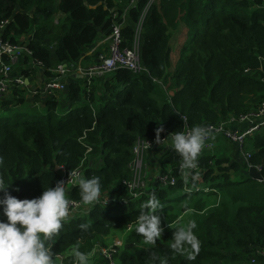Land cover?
<instances>
[{
	"label": "trees",
	"instance_id": "obj_1",
	"mask_svg": "<svg viewBox=\"0 0 264 264\" xmlns=\"http://www.w3.org/2000/svg\"><path fill=\"white\" fill-rule=\"evenodd\" d=\"M148 2L139 0L129 12L124 30L129 43ZM129 4V0H0V23L9 21L3 39L27 46L31 59L51 78L59 65L96 62L98 56L90 51L102 32L111 31L110 10L123 11ZM59 14L64 18L55 22ZM261 58V1L155 0L140 42L141 64L148 72L118 70L95 79L88 88L71 78L66 92L45 101L19 87L11 97H0V174L12 183L9 194L21 200L37 198L63 181L64 174L80 168L85 177H101V196L114 202L92 205L88 216L68 219L52 248L58 256L68 255L67 264L73 262L69 254L77 243L86 253L97 246L108 249L117 230L125 242L114 254L118 264H264V183L249 176L240 157L218 154L226 139L221 137L215 150L199 160L200 173L186 177L172 147L156 158L149 155V167L157 170L154 177L173 175L174 186H163L154 178L140 198L131 200L125 184L133 180V148L139 139L153 140L161 129L185 132L187 126L219 124L257 111L264 103ZM28 100H33L32 107ZM246 148L264 178V128ZM152 194L163 204L164 230L155 245H145L135 226L142 203ZM70 199L80 202L78 186ZM0 219H5L2 208ZM190 221H195L200 241L194 260L170 247L175 229ZM83 223L89 225L87 231L80 228ZM92 264L110 260L99 254Z\"/></svg>",
	"mask_w": 264,
	"mask_h": 264
},
{
	"label": "built area",
	"instance_id": "obj_2",
	"mask_svg": "<svg viewBox=\"0 0 264 264\" xmlns=\"http://www.w3.org/2000/svg\"><path fill=\"white\" fill-rule=\"evenodd\" d=\"M154 1L155 0H149L146 7L144 8L136 25L132 43L128 42L127 38L125 37L124 30L127 27L129 12L131 9L138 5L139 0H129V6L123 11L119 10L118 7L110 10L112 20L111 31L108 35H106V39L103 42L104 44H106V48L100 50L101 45L97 44L90 51L91 55L98 56L96 62L86 66L81 62L76 67L59 65L55 70H53V77L46 78L44 75V83L39 86L31 85V88H29L27 85L30 79L23 76H14L13 68L14 65L18 63L19 57L22 52H27L30 56L32 55V53L27 49V46H15L9 41H5L3 39L4 30L9 24V21H2V23H0V97L7 95L15 87H19L23 89H29L28 91L34 97L44 96L45 98H47L59 93L66 92L68 79L70 80L71 78L82 81L85 84V87L88 88L92 86L95 79L104 78L107 75L114 74L118 70H128L134 74H139L146 71V69L142 66L140 60V42L143 34L145 19ZM257 1H261L264 4V0ZM60 17L62 16L59 14L56 17L55 22H58ZM261 61L264 62V58H261ZM36 64L39 65V67H42L44 70V67L41 63L36 62ZM184 121L185 123H187L186 118H184ZM203 127L209 129L210 135L205 141V147L202 149L197 158V166L191 170L181 169V167L179 166L183 171L184 177H186L188 173H200L199 160L206 154L215 150L217 145L215 137H222L230 142L235 147V149L240 152V159L242 160V162L245 163L249 169L255 167L261 174L262 168L260 166H254L252 164V153L247 150L246 146L248 141L252 140L258 134H260L261 130L264 128V103L255 112H250L248 114L240 116H232L219 124L206 125ZM189 130L190 128L187 126L185 133H187ZM171 134L172 133L161 129L159 130V140L157 142V137L153 140L139 139L137 141L136 145L133 148L135 160L131 164V169L133 171V180L129 183L125 182V184L131 190V200L140 198L146 191L147 176L146 171H144L147 169V164L145 163L146 157H149V155L153 157V152L156 150L159 151L158 149H161L164 152L165 148H167L168 144L171 142L170 137H168ZM91 151L92 149L89 148L87 153ZM75 172L79 175L85 176L83 168H80ZM156 180L157 183L163 186H174L177 183V179L173 175L158 174ZM63 181L66 187V195L70 199L71 192L78 185L71 182L70 175L68 176L64 174ZM262 183H264V181ZM187 192H190V190H188ZM70 200L73 201V203L70 205V215L68 219L77 218L80 214V209H86L89 213V205H83L81 202L75 201L73 199ZM128 201L129 200H126V202ZM113 202L114 200H111L105 196H100L99 202L97 204L101 203L103 206H108L113 204ZM132 228L134 227L132 226L127 231H125V233L130 232ZM110 240L111 237L108 240V244ZM124 245V240H116L113 245H109L108 249L97 246L91 252L92 256L90 264L94 263L99 254L106 256L110 260V264H118V261L114 257V254L120 251V249L123 248ZM69 255L71 256L72 252H70ZM67 257L68 255H59L58 259L61 264H67ZM252 262H255L254 258H252ZM70 264H73V262Z\"/></svg>",
	"mask_w": 264,
	"mask_h": 264
},
{
	"label": "clouds",
	"instance_id": "obj_3",
	"mask_svg": "<svg viewBox=\"0 0 264 264\" xmlns=\"http://www.w3.org/2000/svg\"><path fill=\"white\" fill-rule=\"evenodd\" d=\"M209 135L208 128L195 126L187 133L174 132L168 136L172 149L181 158V169L191 170L197 166V158ZM158 140L157 135L156 142ZM70 177L71 182L79 187L83 205L92 206L99 202L101 177L89 178L76 172H71ZM11 184L0 174V193L4 194L0 198V208L5 217L0 219V264H61L52 248L55 238L68 221L73 203L66 195L64 181L44 189L37 198L22 200L9 194ZM162 209L163 204L155 194L141 205L135 232L145 245H155L162 236ZM196 227L195 221H190L187 226L176 228L171 239V249L186 255L188 260H194V254L200 249V241L194 233ZM80 228L87 231L89 225L83 223ZM91 256V252L80 251L79 243L72 248L73 264H90ZM153 259L156 258L153 256Z\"/></svg>",
	"mask_w": 264,
	"mask_h": 264
},
{
	"label": "crops",
	"instance_id": "obj_4",
	"mask_svg": "<svg viewBox=\"0 0 264 264\" xmlns=\"http://www.w3.org/2000/svg\"><path fill=\"white\" fill-rule=\"evenodd\" d=\"M32 14V13H31ZM62 17L64 18V15H62ZM31 36V35H30ZM30 36H28V37H30ZM105 39H106V34L104 33V32H102V34H101V36H100V40L98 41V45H101L100 46V50H103L104 48H106V44H104L103 42L105 41ZM91 54V53H90ZM19 60H20V64H18L17 65V67H16V69H15V73L16 74H14V72H13V75H15V76H18V77H20V76H23V77H25L24 76V74H26V73H29V72H31V71H36V73H34V74H32L31 76H30V80H29V82L27 83V85H28V87L29 88H31V85H33V86H39V85H41L42 83H44V81H45V78H44V74H43V68L42 67H39V65H37L36 64V62H34L32 59H31V56L27 53V52H22L21 53V55H20V57H19ZM15 66V65H14ZM13 71H14V68H13ZM47 78V77H46ZM69 79H68V83H69ZM12 96V92L10 91L8 94H7V96H6V98H9V97H11ZM40 97H42L43 98V101H45L46 100V98L44 97V96H40ZM28 101H30V103H29V105H30V107H32L33 106V100H28ZM216 139V143L218 142V140H220L221 139V137H215ZM233 146V145H232ZM169 147H171V142L168 144V146H167V148H169ZM233 148H234V146H233ZM235 149V148H234ZM163 154V153H162ZM157 155H158V151H154V154H153V156H155V158L157 157ZM159 155H161V153H159ZM235 156L236 157H240V152L239 151H237V149H235ZM149 171H150V174H149V176H151L152 178H150L151 180H154V178H156L157 177V175H155V177H154V172L155 171H157L155 168H149ZM155 181V180H154ZM122 233V232H121ZM123 236V235H122Z\"/></svg>",
	"mask_w": 264,
	"mask_h": 264
},
{
	"label": "rangeland",
	"instance_id": "obj_5",
	"mask_svg": "<svg viewBox=\"0 0 264 264\" xmlns=\"http://www.w3.org/2000/svg\"><path fill=\"white\" fill-rule=\"evenodd\" d=\"M63 17H60L59 18V20L60 19H62ZM18 64H20V60L18 61V63L14 66V74H16L15 73V69H16V67H17V65ZM223 147L225 148V149H220L219 151H218V154L219 155H223L224 153H230V155L232 156V157H234V159H235V152H234V150H233V146H232V144L230 143V142H227V143H225V146L223 145ZM159 151H158V154L159 153H162V150L161 149H158ZM224 151V152H223ZM223 152V153H222ZM93 159V158H92ZM146 161H147V157H146ZM146 163V162H145ZM149 163H148V161H147V169H146V181H147V184H148V182L149 181H151V179H150V177L151 176H148L149 175V165H148ZM158 165V164H157ZM145 171V170H144ZM148 172V173H147ZM158 176V175H157ZM152 178V177H151ZM157 178V177H156ZM155 178V179H156ZM88 210H86V209H80L79 210V216H88L89 215V213L87 212ZM78 216V217H79ZM122 235H123V233H121V231H119V230H117V231H113L112 232V236H111V240H110V242H109V245L111 246V245H113L115 242H116V240L117 241H122L123 239H122Z\"/></svg>",
	"mask_w": 264,
	"mask_h": 264
},
{
	"label": "water",
	"instance_id": "obj_6",
	"mask_svg": "<svg viewBox=\"0 0 264 264\" xmlns=\"http://www.w3.org/2000/svg\"><path fill=\"white\" fill-rule=\"evenodd\" d=\"M248 174L255 181H259V182L264 181L263 176L259 173V171L255 167L250 168Z\"/></svg>",
	"mask_w": 264,
	"mask_h": 264
}]
</instances>
